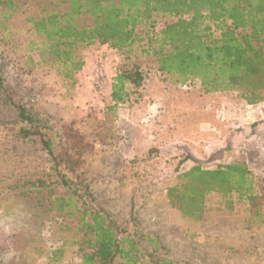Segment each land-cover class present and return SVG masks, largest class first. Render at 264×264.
<instances>
[{"label":"rangeland","instance_id":"1","mask_svg":"<svg viewBox=\"0 0 264 264\" xmlns=\"http://www.w3.org/2000/svg\"><path fill=\"white\" fill-rule=\"evenodd\" d=\"M29 3L18 0L8 20L0 13V264H81L77 237L53 207L62 177L136 242L139 264H264V198L251 216L244 204L227 207L233 195L208 192L198 221L167 198L178 174L195 164L190 155L204 168L245 161L264 196V102L245 104L237 91L205 92L198 78L182 87L158 71L144 42L124 55L95 41L86 59L111 58L107 76L132 64L143 77L129 85L126 102L111 107L93 82L80 84L77 75L69 88L56 66L33 63ZM13 104L26 108L37 134L20 130L30 125Z\"/></svg>","mask_w":264,"mask_h":264},{"label":"trees","instance_id":"2","mask_svg":"<svg viewBox=\"0 0 264 264\" xmlns=\"http://www.w3.org/2000/svg\"><path fill=\"white\" fill-rule=\"evenodd\" d=\"M19 9L18 0H0V13L8 20ZM26 21L36 40L29 44L38 65H54L65 85L74 88L85 65L86 51L95 41L128 55L140 43L154 57L159 72L173 75L182 87L198 78L205 92L237 91L245 104L264 102V0H30ZM161 27L154 29L158 20ZM212 24L213 28L210 27ZM4 31V24H0ZM143 80L135 65L121 66L111 79L113 105L129 99V85ZM26 134L35 135L26 108L13 104ZM48 153L53 151L41 138ZM223 150L217 151L221 158ZM215 154L213 157H215ZM194 165L178 174L167 189L169 204L184 218L198 221L208 192H218L244 204L259 215L263 195L255 190L252 170L236 160L204 168ZM64 190L53 207L67 219L77 237L81 264H139L136 242L104 208L92 204L63 177Z\"/></svg>","mask_w":264,"mask_h":264},{"label":"crops","instance_id":"3","mask_svg":"<svg viewBox=\"0 0 264 264\" xmlns=\"http://www.w3.org/2000/svg\"><path fill=\"white\" fill-rule=\"evenodd\" d=\"M110 58V57H109ZM92 59L93 57H88L86 60H85V65L83 66V68L81 69V71L79 72L78 74V77L80 79V84L82 83H85L87 85H91L92 81H91V77H92V73H91V64H92ZM110 62H111V58L109 59L108 61V64H107V68L109 67L110 65ZM110 86H111V78H110V75L107 76L106 75V78L104 79L103 81V84H102V92L104 93V97L106 98H110L109 95H110Z\"/></svg>","mask_w":264,"mask_h":264},{"label":"built area","instance_id":"4","mask_svg":"<svg viewBox=\"0 0 264 264\" xmlns=\"http://www.w3.org/2000/svg\"><path fill=\"white\" fill-rule=\"evenodd\" d=\"M109 59L102 55H96L92 62V82L95 90H100L106 78L105 68Z\"/></svg>","mask_w":264,"mask_h":264}]
</instances>
